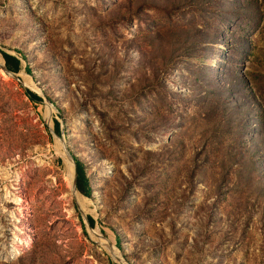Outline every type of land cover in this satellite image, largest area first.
I'll use <instances>...</instances> for the list:
<instances>
[{"label": "rangeland", "instance_id": "rangeland-1", "mask_svg": "<svg viewBox=\"0 0 264 264\" xmlns=\"http://www.w3.org/2000/svg\"><path fill=\"white\" fill-rule=\"evenodd\" d=\"M2 52L0 264H264V0H0Z\"/></svg>", "mask_w": 264, "mask_h": 264}, {"label": "trees", "instance_id": "trees-1", "mask_svg": "<svg viewBox=\"0 0 264 264\" xmlns=\"http://www.w3.org/2000/svg\"><path fill=\"white\" fill-rule=\"evenodd\" d=\"M18 53L21 55L22 60H25L27 62V58H26L25 54L23 52H20V51H18ZM2 55H3V58H4L5 63H6V67L8 68V70H10L13 73H19L22 71L23 62L21 59H19L17 56H14V55H11V54H8L5 52H2ZM26 71L29 74L31 73L29 66L26 67ZM28 96L30 97V99H32V101H35L38 103L43 102L42 98L35 92L29 91ZM55 131L59 136H61L60 123L58 121L55 122ZM74 160H75V165H76V170H77V175H78L77 188L84 196L91 198L92 197V188L89 184L85 167H84L83 163L81 161H79L76 157H74ZM80 202L84 205V202H82V200ZM84 211H88V210H84ZM88 221H89L90 226L94 228L95 227L94 219L91 217H88ZM94 234H95V231H92L91 236L93 238H94ZM103 244L108 249L118 252L112 245H110L109 240H107L104 237H103ZM116 261H118V260H116Z\"/></svg>", "mask_w": 264, "mask_h": 264}, {"label": "water", "instance_id": "water-1", "mask_svg": "<svg viewBox=\"0 0 264 264\" xmlns=\"http://www.w3.org/2000/svg\"><path fill=\"white\" fill-rule=\"evenodd\" d=\"M2 67V69L8 73L9 75L13 76L14 78L18 79V75L17 73H13L11 72L10 70H8V68L6 67V65H0ZM70 157V161L71 163L74 165V168H75V175L77 177V170H76V165H75V160H74V157H72L71 155H69ZM78 192V189H77V179H75L74 183H73V193L74 195H76V193ZM81 209V208H80ZM82 211V209H81ZM88 227L91 231H94V229L90 226V224L88 223Z\"/></svg>", "mask_w": 264, "mask_h": 264}, {"label": "bare ground", "instance_id": "bare-ground-1", "mask_svg": "<svg viewBox=\"0 0 264 264\" xmlns=\"http://www.w3.org/2000/svg\"><path fill=\"white\" fill-rule=\"evenodd\" d=\"M81 198V197H80ZM82 199V198H81ZM83 200V199H82ZM95 235H96V237L100 240V233H98V231H95ZM103 245V244H102ZM103 247H105L104 245H103ZM109 252H110V254H111V256L114 258V259H116V260H118V261H121L122 259L120 258V256H121V254H118V256H119V258L118 257H114L113 255V253L109 250Z\"/></svg>", "mask_w": 264, "mask_h": 264}]
</instances>
